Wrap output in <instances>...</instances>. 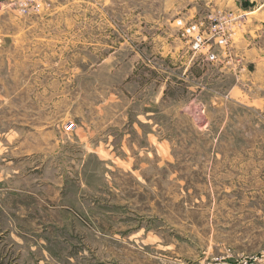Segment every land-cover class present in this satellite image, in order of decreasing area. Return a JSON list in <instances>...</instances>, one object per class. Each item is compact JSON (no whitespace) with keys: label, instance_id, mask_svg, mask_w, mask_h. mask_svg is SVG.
I'll use <instances>...</instances> for the list:
<instances>
[{"label":"rangeland","instance_id":"rangeland-1","mask_svg":"<svg viewBox=\"0 0 264 264\" xmlns=\"http://www.w3.org/2000/svg\"><path fill=\"white\" fill-rule=\"evenodd\" d=\"M0 264H264V0H0Z\"/></svg>","mask_w":264,"mask_h":264},{"label":"built area","instance_id":"built-area-1","mask_svg":"<svg viewBox=\"0 0 264 264\" xmlns=\"http://www.w3.org/2000/svg\"><path fill=\"white\" fill-rule=\"evenodd\" d=\"M174 26L180 37L188 44L193 53L204 55L209 61L217 59L214 46L224 48L227 40L231 38L229 24L226 16H218L205 25L202 20H174Z\"/></svg>","mask_w":264,"mask_h":264}]
</instances>
